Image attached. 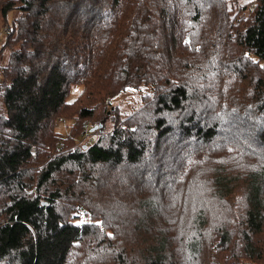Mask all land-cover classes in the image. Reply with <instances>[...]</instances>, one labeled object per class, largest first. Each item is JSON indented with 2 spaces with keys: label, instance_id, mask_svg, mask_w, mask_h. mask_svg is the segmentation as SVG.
I'll return each instance as SVG.
<instances>
[{
  "label": "trees",
  "instance_id": "trees-1",
  "mask_svg": "<svg viewBox=\"0 0 264 264\" xmlns=\"http://www.w3.org/2000/svg\"><path fill=\"white\" fill-rule=\"evenodd\" d=\"M244 8L0 0V264H264V0Z\"/></svg>",
  "mask_w": 264,
  "mask_h": 264
},
{
  "label": "rangeland",
  "instance_id": "rangeland-1",
  "mask_svg": "<svg viewBox=\"0 0 264 264\" xmlns=\"http://www.w3.org/2000/svg\"><path fill=\"white\" fill-rule=\"evenodd\" d=\"M254 0H229V4L232 8V10L240 17H246L249 14L248 9L244 8V5H249ZM14 16V12H11L9 14L10 19ZM189 38V36H188ZM4 39V35L0 38V43ZM152 91V87L150 84H139L133 87H129L125 89L124 91L119 92L116 96L110 99V104L108 106L105 105V112L108 115V118L106 122L101 123V121H97L100 119V117L94 118L93 121H89L87 123L86 131H84V135L78 136L76 141L77 143L75 145H81L86 142H89L90 139H93L97 137L98 134L102 132H106L107 130H113L114 128V122L109 119V116L111 117L116 113L120 118H124L125 116L131 114L135 109H137L142 104V95L144 93H148ZM77 90L75 89L73 92V95H76ZM72 95V96H73ZM117 108H116V107ZM117 109V110H116ZM102 114H103V106L100 108ZM62 117L63 121H59V118ZM57 119V130L63 133V136L65 133L68 132L69 126L72 124V120L69 118H66L64 116H59ZM85 142V143H84ZM33 149L35 151L33 152ZM36 146L32 147V153L36 155L37 153ZM121 176H125V172H121ZM81 219L85 218L84 214L80 215Z\"/></svg>",
  "mask_w": 264,
  "mask_h": 264
},
{
  "label": "built area",
  "instance_id": "built-area-1",
  "mask_svg": "<svg viewBox=\"0 0 264 264\" xmlns=\"http://www.w3.org/2000/svg\"><path fill=\"white\" fill-rule=\"evenodd\" d=\"M1 71H2V68H0V74H1ZM59 120H63V118L62 117H60V119ZM35 151V149H33V152Z\"/></svg>",
  "mask_w": 264,
  "mask_h": 264
}]
</instances>
